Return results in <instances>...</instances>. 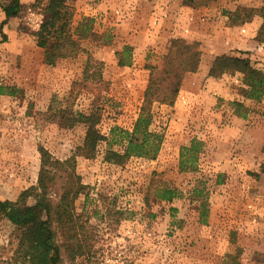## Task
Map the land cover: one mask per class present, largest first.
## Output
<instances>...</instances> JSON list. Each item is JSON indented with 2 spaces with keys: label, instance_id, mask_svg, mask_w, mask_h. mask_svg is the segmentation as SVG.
<instances>
[{
  "label": "rangeland",
  "instance_id": "1",
  "mask_svg": "<svg viewBox=\"0 0 264 264\" xmlns=\"http://www.w3.org/2000/svg\"><path fill=\"white\" fill-rule=\"evenodd\" d=\"M166 1L158 4L161 8L166 4L176 16L170 29L165 23L153 28L145 12L143 20L138 18L145 32L134 34L137 40H126L128 35L115 25L112 9L81 18L73 23L78 33L81 26L88 28L80 40L81 51L74 58L58 60L54 67L42 63V50L34 42L32 34L42 15L40 7L29 5L33 1L0 26V85L14 88L11 96L0 95V199L11 201L35 184L38 146L64 159L81 144L82 124L65 128L47 117L49 108L90 110L93 94L77 85L87 58L102 62L101 76L108 82L100 92L97 125L107 136L115 126L131 129L147 84V67L160 65L171 39L191 42L201 33L209 38L200 43V66L184 76L174 104L152 106L151 129L163 134L155 159L131 158L115 166L102 161L104 142L94 159L78 158L77 173L90 192L85 204L83 196L75 201V212L91 234L90 256L73 262L64 258L61 264H264V98L260 102L244 98L240 74L207 76L213 57L222 52L249 58L264 72V47L249 51L246 43H236L238 35L229 30L233 26L224 13L241 5L235 0H213L198 8L182 0ZM146 3L140 4L142 9ZM203 8L206 22L212 24H200L203 15L196 10ZM183 15H190L197 29L187 26ZM2 19L0 10V23ZM124 46L131 47L129 64L119 67L115 54ZM234 101L242 104L238 111L248 118L250 130L243 137L239 129L245 123L235 128L241 123L234 120L239 118ZM192 139L203 143L196 169L181 172L179 150ZM158 188H175L180 196L170 203L160 200L155 195ZM195 188L203 189L196 198ZM202 207L205 221L199 217ZM13 233L14 227L1 220L0 246L6 247Z\"/></svg>",
  "mask_w": 264,
  "mask_h": 264
},
{
  "label": "trees",
  "instance_id": "2",
  "mask_svg": "<svg viewBox=\"0 0 264 264\" xmlns=\"http://www.w3.org/2000/svg\"><path fill=\"white\" fill-rule=\"evenodd\" d=\"M182 1L198 8L207 6L213 0ZM71 2L33 0L29 4L32 8L40 7L42 20L32 35L36 47L42 50V63L47 67H54L58 60L74 58L81 51L80 40L86 36L88 28L86 25L81 26L78 33V29L73 27L75 8ZM26 6L20 0L0 1L3 15L0 26L19 16ZM224 13L231 26L250 22L253 17L260 18L254 40L264 45V5H240ZM1 35L2 41H5V34ZM130 53L129 46H124L121 52L116 53L117 66H127ZM201 55L199 41L171 39L169 52L162 57L160 65L147 67V84L131 129L115 126L107 136L100 133L97 125L101 119L100 92L107 89L108 82L101 76L102 62L87 58L81 81L77 85L93 94L90 110L83 113L73 112L68 107H58L57 110L49 108L47 117L60 127L71 128L75 124H82L85 127L83 140L64 159L54 158L46 149L38 146L39 168L35 184L21 191L14 201L0 199V221L5 220L14 227L7 246H0V264H61L64 258L73 262L76 258L90 256L91 234L86 222L75 212V201L83 196L85 204L90 192V187L82 183L77 173L78 158L94 159L99 144L104 142L103 162L122 166L131 158L155 159L163 142V134L151 129L152 106L154 103L167 106L174 104L184 76L198 70ZM224 74L241 75V93L244 98L255 102L264 98V72L253 67L249 58L229 54L214 56L207 76L220 78ZM13 94L14 88L0 85V95ZM232 104L235 106L234 113L244 118L245 115L238 111L243 107L242 104L236 101ZM114 146L120 149L115 150ZM202 147L203 143L198 139H192L180 147L179 171L196 169L195 162ZM192 194H197L195 198L199 197L203 189L195 188ZM155 195L170 203L180 193L175 188H158L155 189ZM28 199H32L31 204L27 203ZM201 209L199 217L205 221L207 212L204 207Z\"/></svg>",
  "mask_w": 264,
  "mask_h": 264
},
{
  "label": "crops",
  "instance_id": "3",
  "mask_svg": "<svg viewBox=\"0 0 264 264\" xmlns=\"http://www.w3.org/2000/svg\"><path fill=\"white\" fill-rule=\"evenodd\" d=\"M21 3L27 4L29 2H32L33 0H20ZM160 1V5H162V1L163 0H72V5L75 8V14L73 17V23H77L78 20H80L81 18H86L87 17H97V16H101L102 13H106L108 10L112 9L111 12L113 11V14L116 16V21L117 23L115 25L118 26V28L120 29V31L122 30L123 32H125L126 35H128V37L126 38V40H131L133 38L137 40V37L134 36V34H141L144 33L145 31V27L143 25V23H141L140 20H138V18H142L145 15V12H147V17H149L151 19V24L152 27L154 28H158L160 25H165V27H169L170 29V25H171V19L172 17H176L174 15H172L171 9H169L166 4L165 6H163L162 8L160 7V5L158 4V2ZM170 0H167L166 3H168ZM263 0H235V3L244 5V4H249L252 5L253 7H257V6H261L264 4V1L261 2ZM144 2L146 3V8L142 9L140 4H144ZM156 5V6H152V5ZM158 4V5H157ZM187 10H195V9H191L190 7H186ZM234 9V8H232ZM229 8V10H232ZM196 12L199 14V16L203 15V19H201V23L200 24H212V23H208L206 22L207 19L205 18L207 16V10L203 9H198L196 10ZM176 14V13H175ZM177 15V14H176ZM190 15H183V21H187V26H192L196 28L197 25L195 24V20L194 19H190L189 17ZM12 19V18H11ZM11 19H9L11 21ZM200 19V18H199ZM227 19V18H226ZM166 20V22H164ZM194 20V21H193ZM225 20V19H224ZM9 21V23H10ZM223 21V20H222ZM136 22H138V24H136ZM165 23V24H164ZM261 20L260 18H254L253 21L251 20L250 22L247 23H243V25L241 26H233V27H228L230 31H233L234 33H236L238 36V41L236 43H243L248 46L249 51L254 49L255 47H264L263 44H259L254 40L255 34L260 26ZM250 24H254L253 28L252 26H250ZM140 27H142V30L140 29ZM185 27V26H183ZM197 29V28H196ZM129 30L132 32H130L129 34ZM198 31V30H197ZM200 32V31H198ZM133 36H130V35ZM200 40V41H199ZM199 40L200 43L202 42V45L206 44L209 41L208 36L205 33H201V37ZM193 41V40H191ZM221 54H225V52H222ZM220 55V54H219ZM217 56V54H216ZM234 120L236 121V123H239L240 121V125L235 127V128H239L243 123H245L243 125V127H241V129H239L241 137H243L244 132L245 134L250 130L248 128V118H234ZM247 124V126H246ZM242 130H246V131H242ZM243 134V135H242ZM248 135V134H246ZM257 141H254L253 138L251 140V144H255Z\"/></svg>",
  "mask_w": 264,
  "mask_h": 264
}]
</instances>
